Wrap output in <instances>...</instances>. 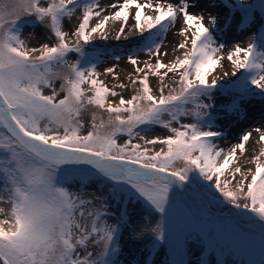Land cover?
I'll return each mask as SVG.
<instances>
[{
  "label": "snow or ice",
  "instance_id": "snow-or-ice-1",
  "mask_svg": "<svg viewBox=\"0 0 264 264\" xmlns=\"http://www.w3.org/2000/svg\"><path fill=\"white\" fill-rule=\"evenodd\" d=\"M189 6V0H112L106 6L101 0H0V203L8 205L0 207L2 264H114L127 207L117 223H109L108 199L126 205L135 198L161 214L162 222L133 229V238L150 233L153 248L162 240L171 243L169 217L178 200L191 197L196 188V195L222 199L239 210L235 216L245 222L236 223L234 232L242 244L251 239L250 226L259 228L264 242V129L253 130L261 145L249 161L254 170L237 160L252 132H244L227 149L215 143L224 133L214 129L209 110L225 45L213 36L217 18L209 16L211 27L206 26L204 17L191 14ZM77 10V26L66 31V20ZM23 18L43 27L48 42L30 47L22 38ZM130 20L133 31L149 33L144 43L149 61L141 66L128 55L134 92L125 98L115 89L129 85L109 87L85 46L96 37L106 40L110 21L119 22V40ZM177 23L182 41L174 51H184L165 63L160 57L168 53L160 51L158 41ZM73 53L74 61L69 59ZM227 61L231 75H241L225 115L242 119L245 97L264 98V51L255 43L237 44ZM104 73L118 79L114 67ZM170 74L172 86L165 83ZM150 76L158 78L156 90ZM89 108L95 110L86 120ZM185 118L192 122L182 123ZM156 128L168 134H142ZM70 165L90 166L92 175L110 182L107 195L64 187L68 173L77 169L61 166Z\"/></svg>",
  "mask_w": 264,
  "mask_h": 264
},
{
  "label": "rangeland",
  "instance_id": "rangeland-1",
  "mask_svg": "<svg viewBox=\"0 0 264 264\" xmlns=\"http://www.w3.org/2000/svg\"><path fill=\"white\" fill-rule=\"evenodd\" d=\"M111 2L112 0H101V6H106ZM161 2L164 3L166 0H161ZM172 2L176 3V0H172ZM196 2H199L200 5L211 4L208 9L202 7L203 12L191 14L202 15L206 26H210L209 16L217 18V24L212 31L218 44H224L230 40L239 43V39H244L243 45H240L241 47H247L249 43H255L258 51H263L259 42H262L264 47V0H253L252 2L246 0H189V5L191 6L192 3ZM195 6L197 5H193V7ZM147 11L150 10H146V14ZM108 12H111L110 8ZM79 16L80 11L77 10L70 21L66 20V31L70 32L77 26ZM23 19L25 23L22 25V38L28 42L30 47L48 42V32L43 27L29 18ZM132 23L133 21L130 20L125 33L117 40L115 37L119 29V22L110 21L106 28L108 38L101 40L96 37L90 45L85 46L89 55L96 58L94 62L97 64L96 70L101 74L100 79L104 80L109 87L119 83L129 85L126 89H115L121 92L125 98H129L134 92V88L130 85L129 74L135 75V73L132 65L128 63V55L133 54L141 62V66H143L144 61H149L147 49L144 48L149 33L141 35L133 31ZM180 26L179 23L170 25L168 31L163 34V39L158 41L162 45L160 51L168 53L167 56L160 57L165 63L171 62L184 51L182 49L174 51V45L182 41V37L176 32V29ZM70 39L74 38L70 37ZM117 56L120 57L119 60L116 59ZM69 59L76 60L77 54H71ZM150 62L154 63L155 57L151 58ZM83 66L87 67V64ZM108 67L115 68L118 79H113L112 75L104 73V69ZM217 70L222 71V77L214 74L220 79L217 88L213 89V99L211 101L213 107L209 111L214 117V129L224 133L223 136L215 138V143L221 147L230 136L240 132L246 121L264 119V98H261L260 95L247 96L243 104L245 118L226 117V106L238 90L241 73L233 77L230 64L227 67H223L222 64ZM225 71L229 73L228 76H223ZM172 76L173 74H170L168 78H165V83L170 86H172ZM157 79L150 76V83L154 90L158 88ZM58 85L59 81L55 82V86L58 87ZM50 91V89L46 90V92ZM110 99L118 102V97H110ZM94 110L92 108L88 109V112L84 114L86 120H90V113ZM99 114L106 117L104 113ZM189 122L192 121L187 118L182 120V123ZM82 131L86 132L87 127ZM142 134L152 138L168 133L166 130L156 128ZM123 139H126V137L121 138L120 142H123ZM136 142L140 141L137 140ZM159 147L161 146L156 145L157 149ZM260 147V143L256 141L255 148L248 157V168L254 170L255 165L249 161L252 156L258 154ZM61 167L77 169L68 173V179L63 185L69 188L70 191L79 192L83 190L97 197L107 195L110 182L92 175L90 168ZM81 181L84 183L83 189H81ZM179 191H182V189ZM196 193H199V190L195 189L191 197L185 196L178 200V208L174 211L173 218L170 215L167 225L174 232V239L171 243L167 240L156 243L154 250H152V235L148 233L140 238H133V229H140L148 224L154 226L156 222H162L161 214L150 212L142 201L138 202L135 198L127 202L126 205L119 199H108L109 223H117L121 213L127 207V223L120 222L119 224L118 251L113 258L114 264H133L131 263L130 254L132 252H140L141 256L137 258L138 264L142 262L144 264H172L173 261H183V264H202V262L203 264H262L264 262V242L259 237V228L250 226L247 232L251 239L242 244L236 238L234 232L236 223L245 222L235 216L237 209L223 202L222 199H210V202L208 198L202 195L198 196ZM0 207L7 208L8 205L0 203ZM248 215H251V213H248ZM0 218L3 217L0 216ZM123 249L124 252H122ZM124 253L126 255H123Z\"/></svg>",
  "mask_w": 264,
  "mask_h": 264
},
{
  "label": "bare ground",
  "instance_id": "bare-ground-1",
  "mask_svg": "<svg viewBox=\"0 0 264 264\" xmlns=\"http://www.w3.org/2000/svg\"><path fill=\"white\" fill-rule=\"evenodd\" d=\"M246 1L252 2L253 0H246ZM196 3H192V5H191L192 7L190 6V8L188 9V11L190 13H197V12L200 13V12H203L202 7H207V9H208L211 6V4H201L200 5V4H198L199 2H196ZM193 5H197V6L193 7ZM147 12H148L147 14H152V12H150V11H147ZM249 35H251V34H249ZM239 40H240L239 43L231 42V40L229 42L224 43L225 47L221 51V55L224 56V59L222 61L223 67H227V65L230 64L227 61V53L230 50H232L233 46L237 45V44L243 45L244 39H239ZM259 44L262 46V50L264 51L263 43L259 42ZM217 71L218 70H216V73H214V74L215 75L217 74V76L222 77V75H221L222 71L221 70H220V72L219 71L217 72ZM258 127L264 129V119L259 118V119H252L250 121H246L244 123L243 127L241 128L240 132L239 133L237 132L234 135L230 136L228 138V140L225 143H223L221 146L222 148L227 149L230 145L237 143L239 136L242 135L244 132H252V137H251L250 141L246 144L245 154L243 156H240L238 154V156H237V160L239 162V165L244 167V168H248V164H247L248 159H249L248 157L252 154V152L255 148V145H256V141H258L259 134L253 131L255 128H258ZM70 166L78 167V168H90V166H85V165H70ZM125 249L127 250V247ZM122 252H124V249L122 250ZM130 254H131V258H132L131 263L138 264L139 262H137V258L139 256H141L140 252H138V253L132 252ZM123 255H126V254L124 253ZM0 264H2V262H0ZM141 264H144V263L142 262Z\"/></svg>",
  "mask_w": 264,
  "mask_h": 264
},
{
  "label": "trees",
  "instance_id": "trees-1",
  "mask_svg": "<svg viewBox=\"0 0 264 264\" xmlns=\"http://www.w3.org/2000/svg\"><path fill=\"white\" fill-rule=\"evenodd\" d=\"M174 214H175L174 212L171 214L172 218H173Z\"/></svg>",
  "mask_w": 264,
  "mask_h": 264
},
{
  "label": "water",
  "instance_id": "water-1",
  "mask_svg": "<svg viewBox=\"0 0 264 264\" xmlns=\"http://www.w3.org/2000/svg\"><path fill=\"white\" fill-rule=\"evenodd\" d=\"M197 190H199V188H196ZM209 199V198H208ZM210 200V199H209ZM210 202H211V200H210ZM238 211V210H237Z\"/></svg>",
  "mask_w": 264,
  "mask_h": 264
}]
</instances>
